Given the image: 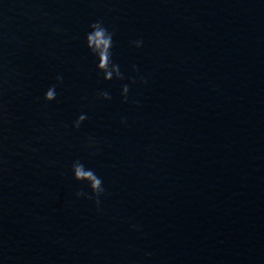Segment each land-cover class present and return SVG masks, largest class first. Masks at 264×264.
<instances>
[{"label": "water", "instance_id": "obj_1", "mask_svg": "<svg viewBox=\"0 0 264 264\" xmlns=\"http://www.w3.org/2000/svg\"><path fill=\"white\" fill-rule=\"evenodd\" d=\"M98 18L148 77L127 102L83 46ZM0 264H264V0H0Z\"/></svg>", "mask_w": 264, "mask_h": 264}, {"label": "clouds", "instance_id": "obj_2", "mask_svg": "<svg viewBox=\"0 0 264 264\" xmlns=\"http://www.w3.org/2000/svg\"><path fill=\"white\" fill-rule=\"evenodd\" d=\"M115 31L108 27L102 19H95L92 21L82 36L83 46L87 50V53L92 57L96 73L104 81H124L127 79V83H123L120 88V96L123 102H127L129 99L130 86L137 83V80L141 84L146 83L148 77L141 74L135 64L131 65V70L136 74L135 77H126L125 71L122 69L121 64L114 57L115 47ZM143 40L137 38L132 41L131 44L135 48L139 49L143 46ZM63 76L57 74L55 77V83L50 84L43 93L44 101H54L57 98L58 87L63 83ZM97 97L103 100H110L111 94L107 90H98ZM88 119L86 112L78 114L76 119L72 122L73 128H79L81 124ZM123 123V119L121 121ZM97 141L94 137L88 138V146L93 149L89 152L90 156H94L99 152V148L96 146ZM72 179L76 182L85 184L89 191L78 190L75 192L77 198L90 199L95 202L97 209L99 210L100 197L105 193L103 178L98 175L96 170L81 160L75 159L71 162L70 166ZM135 227V225H133ZM150 255V253H148Z\"/></svg>", "mask_w": 264, "mask_h": 264}]
</instances>
